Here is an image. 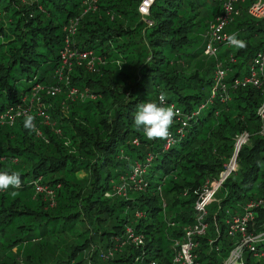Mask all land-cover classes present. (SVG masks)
Segmentation results:
<instances>
[{
	"label": "trees",
	"instance_id": "obj_1",
	"mask_svg": "<svg viewBox=\"0 0 264 264\" xmlns=\"http://www.w3.org/2000/svg\"><path fill=\"white\" fill-rule=\"evenodd\" d=\"M81 2L0 0L6 17V24L0 22V113L27 104L29 97L35 117L34 131L23 127L25 116L0 124V172L16 171L21 179L19 189L0 191V264H172L182 229L196 219L201 187L220 178L235 135L245 129L250 137L238 151L239 169L217 187L218 199L207 205L208 227L194 250L197 264H220L232 248L225 219L239 214L247 199L264 198V127L260 132L257 115L264 89H231L230 101L216 94L207 102L216 58L203 55L202 35L220 11L219 1L208 6L199 0H156L143 19L137 11L140 0H99L97 11L82 15L74 46L93 49L106 60L97 73L73 66L69 74L70 85L90 86L97 96L70 101L54 71L60 64L62 27L80 14ZM237 23L245 27L236 31ZM236 24L232 33L247 47L217 56L236 59L228 63V81L264 47V21L243 7ZM260 33L251 44L250 37ZM36 85H59L63 92L32 94ZM161 94L178 115L168 139L148 140L135 127L134 113L142 102L160 103ZM40 101L60 134L42 125L43 117L34 112ZM64 106L70 114L61 118ZM136 163L144 169L146 185L124 197H106L105 191L120 176L129 177ZM79 170L85 177L76 176ZM38 183L53 191V206L48 195L36 191ZM137 211L143 214L139 218ZM127 228L144 243H132ZM243 259L264 264L248 253Z\"/></svg>",
	"mask_w": 264,
	"mask_h": 264
},
{
	"label": "built area",
	"instance_id": "obj_2",
	"mask_svg": "<svg viewBox=\"0 0 264 264\" xmlns=\"http://www.w3.org/2000/svg\"><path fill=\"white\" fill-rule=\"evenodd\" d=\"M22 2H27L28 0H21ZM156 0H141L138 6V10L143 13H148L150 5H152ZM223 1V12L216 18V20L210 25L208 39L206 41V52L214 53L216 51L215 43H228L227 37L230 35L225 32V26L229 20L232 19L234 15L233 12V3L237 0H222ZM245 2L246 0H239ZM98 2L99 0H82L81 2V12L79 15L71 16L67 22L62 27L63 39H62V49L60 51V64L54 72V76L59 80H63V69L66 65H74V64H84L83 58L87 56V53H80V49L74 46V38L78 31V25L81 20V17L86 12H95L98 10ZM246 11L248 15H250L254 19L264 20V0H251L250 6L246 7ZM1 15V11H0ZM229 44V43H228ZM90 65H94L90 60ZM98 62H102L101 59ZM89 71H94L93 67H86ZM72 68V67H71ZM70 68V69H71ZM68 69V71L70 70ZM224 74L222 72H219ZM242 81L238 82L241 85L253 86L256 88H262L264 86V47L259 49L256 54L253 56L252 61L248 65L247 74L244 75ZM65 79H67L65 77ZM240 79V78H236ZM61 92V87L59 85H52V93L55 95ZM76 89L73 87L70 92V99H76ZM94 97L92 94H87L85 98ZM161 96H159L160 98ZM91 99V98H89ZM93 99V98H92ZM31 103L33 102L30 99ZM30 103V102H29ZM30 103V104H31ZM20 104H15L9 107L4 112L0 113V124L7 123L11 125L13 121L20 116L29 115L30 107H19ZM174 106V105H173ZM175 107V106H174ZM24 108V109H23ZM176 108V107H175ZM15 109V111H14ZM178 110V108H176ZM179 111V110H178ZM258 113L264 118V101L257 108ZM37 115L44 117L49 116L46 114L44 110V105L42 102L39 103ZM184 124V123H183ZM40 132L37 130V134ZM236 139V144H241L246 142L247 135L244 133L238 136ZM232 164V163H231ZM230 164V165H231ZM229 165V166H230ZM228 166V167H229ZM233 167V166H232ZM143 167L136 163L133 166L132 172L129 177H126L121 184L115 187V193L117 191L121 192L120 194H124L125 191L132 186L139 187L142 189L146 183L143 180ZM214 185H207L202 189L201 195L197 197L195 201V208L199 210L197 212L196 219L193 223L185 226L182 229L181 239L175 243L174 256L172 260V264H192L195 261L196 254L194 253L195 244L192 242L193 236L203 235L206 231L207 222L205 221L206 216V204L210 201L213 190L211 187ZM129 187V188H128ZM118 188V189H117ZM37 192H43L45 187L41 184H36L35 187ZM51 199L50 206L54 205L52 191L47 190V194ZM209 197V198H208ZM248 203V204H247ZM247 212L240 215H234L231 218L225 220L226 223V231L229 236L238 235V237H233L234 241L240 240L242 245H235L233 249L229 252L228 256L223 260V264H242V251L245 249H249L248 251L254 255L257 250L255 243L264 240V236L261 239V232L253 231L252 227H249L254 220V211L251 213V209L253 207L254 210L258 207L264 208V199L263 198H254L247 202ZM245 204V205H246ZM136 217H141L142 213L136 212ZM206 222V223H205ZM196 230V231H194ZM198 231V232H197ZM126 233L131 237L132 243L135 245H142L144 240L141 235H132L131 229L127 228ZM194 257L191 259V257ZM146 264H155L154 262H149Z\"/></svg>",
	"mask_w": 264,
	"mask_h": 264
},
{
	"label": "rangeland",
	"instance_id": "obj_3",
	"mask_svg": "<svg viewBox=\"0 0 264 264\" xmlns=\"http://www.w3.org/2000/svg\"><path fill=\"white\" fill-rule=\"evenodd\" d=\"M199 1H204L206 3L205 5H208V6L211 3V0H199ZM217 1H219V4H220V11L213 17L212 20L208 21L207 28H206L205 32H203L204 35H202L203 36V49H202L203 55L205 57H207V58L208 57L216 58V62L214 64V68H213V71H212V79H211L212 80V84H211L210 96L207 98V102H212V100L215 98L216 94H219L220 99H221L222 102L230 101V90L231 89L233 90V89H237V88L247 87V85H244L243 86L241 84H238V82L242 81L244 78H241V77H243L244 75L247 74L248 65L245 68L246 70H244V72H242L241 75L236 76V77L232 78L230 81H228V80H226V78L232 72V68L229 67L228 63H236V61H235L236 59L232 56V54L229 55V58H227L228 60H225V59H220L219 60V59H217V56H218L219 51L226 50V49H230L232 47L231 45H229L228 43H215L214 45L216 47V51L214 53H211L210 54V53H208V52L205 51L206 50V41L208 39L210 25L223 12V9H224L223 8V1L222 0H217ZM35 2H37V0H28L27 2H22V3L32 4V3H35ZM250 4H251V0H246L245 2L237 0V1H235L233 3V12L232 13L234 15L232 16V19L229 20L228 23L226 24L225 29H224L225 32H227L230 35L233 34L231 27L232 26H235L236 22H238L240 20V17H241L242 12H243V7H248V6H250ZM138 6H139V4H138ZM138 6H137V11H138V13L141 15V17L143 19H145L148 15H150V8H151L152 5H150L149 10H148V13H143V12L139 11L138 10ZM38 8H39V10H42L41 5H39ZM0 11H1L0 22L2 21L3 22V25H4V24H6L5 11H3L1 8H0ZM260 21H264V20L261 19ZM148 23H151V22L148 21ZM236 25H238L236 27V29H235L236 31H239V30H241L242 28L245 27L243 25H239L238 23ZM261 35H262V33H260L259 35H255L253 37H250L249 42L251 44H256L260 40ZM78 48L80 49V51H79L80 53H87V56L84 57L83 60H82V61H84V64H74V65L71 64V65H66L65 68L63 69V83H64V85L66 87V89H65V96L69 100H70V92H71L72 88L74 87L76 89V95H75L76 96V99H74V100L82 101V100L87 99V98H85V96L87 94H92V95H94L96 97L97 96L96 95L97 93L93 92V89L90 86H86V85L85 86L70 85V77H69V74L74 71V68L72 69L71 67H73V66H79V67H81L80 69L83 70L85 73L86 72L87 73L89 72V73L94 74V73H97L99 71V67L104 64V62H105L104 60H106V59H105L104 56H101V55L100 56H97L93 49L80 48V47H78ZM100 59H101L102 62H98ZM90 60L93 62V64H95V66L94 65H90V62H89ZM84 66H86V67H93V68H95V70L94 71H89ZM68 69H70V71H68ZM77 69H79V68H77ZM219 72L224 73L223 75H225L226 78H224V79H218L217 77H218V73ZM65 77L68 79V83L65 81ZM236 78H240V79H236ZM25 85H27V84H25ZM261 89H264V86ZM36 91L37 90H35V89L34 90L31 89L32 94H36ZM61 91L63 92L62 87H61ZM89 98L92 99L94 97H90L89 96ZM25 100H26V102H28L27 104H24V103H21V104L20 103H16V104H20L19 107H30V110H29V114H30V111L33 110L32 106L29 104L30 99H29V97H27L26 99H24V101ZM263 101H264V99L262 100V102ZM40 102L43 103V101H40ZM39 103L37 104V107L39 106ZM63 105H64V102H63ZM46 106H47V104H46ZM14 111H15V109H14ZM36 111H38V110H35L34 112L36 113ZM60 111H61V114H60V117L61 118H64V117H66L67 115L70 114V112H68V108L65 107V106ZM257 115L259 117L260 122L262 123V125L260 126V130H261L260 132H262L263 131V127H264V118L258 113V111H257ZM39 119L42 122V125H45V126L48 125L49 127H52L54 129V132L55 133H58V134L61 133V129L58 126H56L55 121H52V117L51 116H49V118H47L46 116H44L43 118H39ZM37 121H39V120H37ZM14 122L15 121H13V123ZM244 133L247 135L246 142H243V143L237 145L236 144V139L234 140L232 155H231L229 161L224 164V169L219 174V175H221V178H223L224 180L227 178V176L231 172H236L239 169V164L236 161V159H237L236 157H237L238 151L241 148V146L244 145V144L246 145V144L249 143L250 134H249V132L247 130L244 129V130L240 131L239 133H237L235 135V138H237L238 136H240V135H242ZM231 163H233V167H230L229 166ZM85 175L86 174L82 170H79V171L76 172V176L79 179L82 178V177H85ZM125 178L126 177H124V176H120L119 179L112 186V189L105 191L104 195L106 197H114V196H122V197H124V196L127 195L128 190H130V191H139L140 190L139 187L132 186L131 188L127 189L124 194H120L121 192H119V191H117V193H115V187L118 186L119 184H121V182ZM218 179H219V177L218 178H213V179H208L207 180V182H208L207 185H211L212 184L214 186L211 187V190H213V193H212L211 198H210L211 201H208V203L206 204V207H205L206 208V213L205 214H207V212H208L207 211V209H208L207 205L210 204L212 201H216V199H218V198L215 197V192L217 190V187L216 186L218 184ZM42 186L45 187V190L43 191V193L47 194V190L52 191L46 185H42ZM204 186H205V184L201 187L200 192H202V189H203ZM40 193H42V192H40ZM200 195H201V193H200ZM222 195L223 194L218 193L217 196H222ZM198 196H199V194H198ZM261 198H263V197H261ZM251 199H254V198H250V199H247V201H244L243 206H242V211L239 214H236V215H240L242 213L245 214L247 212V204H248L247 202L249 200H251ZM254 208L255 207H253L251 209L252 210L251 213H253V211H254V220L252 221L253 223L249 225V227H252V229H254L253 231L256 230L257 232H261L259 234H263L264 233V217L263 218L260 217V213L261 212L264 213V208L258 207L255 210H254ZM196 211L199 212L198 209H196ZM137 212H139V211H137ZM226 219H228V217ZM213 220H216V218L214 217ZM207 227H208V222H207ZM226 228L227 227H226V223H225V227H224V230L225 231H226ZM194 231H196V230H194ZM192 242L195 244L194 248H197V247L200 246V242H199L198 236H193L192 237ZM255 246H256L257 252L254 255H252L251 252H248V250H249L248 248L245 249V251L248 252V254H250L251 257H252V259H254L255 261H257L258 259H261V258L264 259V240H261V241L255 243ZM174 247H175V245H174ZM203 251L205 253L209 254L208 251H206V250H203ZM192 258H194V257L192 256L191 259ZM208 261L211 262L212 261V258H209ZM149 262H154V260L149 261ZM149 262H147V263H149ZM241 262H242V264H245L244 261L241 260ZM219 263L220 264H223L222 260ZM192 264H197V262L194 261Z\"/></svg>",
	"mask_w": 264,
	"mask_h": 264
},
{
	"label": "clouds",
	"instance_id": "obj_4",
	"mask_svg": "<svg viewBox=\"0 0 264 264\" xmlns=\"http://www.w3.org/2000/svg\"><path fill=\"white\" fill-rule=\"evenodd\" d=\"M229 45L236 49H245L247 42L239 38L238 34L233 33L227 37ZM164 95L161 94L160 103L153 101L142 102L137 105L134 113L133 123L137 129L143 130L148 140H166L170 136V128L173 125L178 110L173 105H165ZM35 117L27 115L23 121V127L28 131L35 130ZM261 163L258 161V164ZM21 187L20 175L16 171L0 172V191H8L9 189H19ZM12 196H16L17 192L12 191Z\"/></svg>",
	"mask_w": 264,
	"mask_h": 264
},
{
	"label": "bare ground",
	"instance_id": "obj_5",
	"mask_svg": "<svg viewBox=\"0 0 264 264\" xmlns=\"http://www.w3.org/2000/svg\"><path fill=\"white\" fill-rule=\"evenodd\" d=\"M263 48V47H262ZM226 76L225 75H223V74H221V73H218V79H224ZM37 90L36 92H40V91H43V90H45V92H46V94H48V95H50V96H55L53 93H52V86H50V87H47V88H42L40 85H36L35 87H33V90ZM44 110H45V112H47V106L45 107L44 106ZM15 121V120H14ZM233 166V163L230 165V167H232ZM223 178H221V175H220V178L218 179V184H217V186L216 187H218L222 182H223ZM211 201V200H210ZM232 217V216H231ZM230 217V218H231ZM226 220V219H225ZM227 232V231H226ZM228 235V234H227ZM229 236V235H228ZM263 236H264V233L261 235V237H258V239H261V238H263ZM233 237H238V235L237 234H235V236H229V238H231V241H232V248L231 249H233L234 248V246L235 245H237V246H239V245H242V243L240 242V240H238V241H234L233 239ZM196 249V248H195ZM231 249L229 250V252L231 251ZM249 252V251H248ZM248 252H246V251H242L241 253H242V261H244V259H243V257H244V254L245 253H248ZM195 253V252H194ZM196 254V253H195ZM229 254V253H228Z\"/></svg>",
	"mask_w": 264,
	"mask_h": 264
}]
</instances>
